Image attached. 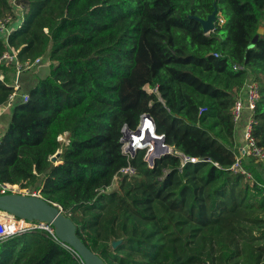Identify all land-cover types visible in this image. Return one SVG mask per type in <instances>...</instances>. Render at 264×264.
Segmentation results:
<instances>
[{
	"label": "trees",
	"instance_id": "16d2710c",
	"mask_svg": "<svg viewBox=\"0 0 264 264\" xmlns=\"http://www.w3.org/2000/svg\"><path fill=\"white\" fill-rule=\"evenodd\" d=\"M19 1L23 22L0 38V56L13 47L21 63L50 65L23 77L29 97L1 133L0 181L56 203L105 264H264V165L241 155L232 117L256 81L252 135L264 147V0ZM214 4L224 23L205 33L194 17ZM11 12L0 0V17ZM142 113L198 161L165 154L149 168L139 150L135 175L109 189L127 164L121 128L136 129ZM236 157L245 173L230 168ZM0 264L83 263L37 229L1 239Z\"/></svg>",
	"mask_w": 264,
	"mask_h": 264
},
{
	"label": "built area",
	"instance_id": "2783aa9c",
	"mask_svg": "<svg viewBox=\"0 0 264 264\" xmlns=\"http://www.w3.org/2000/svg\"><path fill=\"white\" fill-rule=\"evenodd\" d=\"M11 5L12 12L3 17H0V38L7 44L8 36L10 33L18 28L24 19V14L26 8L22 5L19 0H8ZM224 23V17L220 11L217 12L215 25L221 26ZM18 50L13 47H8V50L0 56V65L4 64L9 66L11 63L14 65L13 71H7L4 73L0 69V80L5 79V75H11V81H8V84L12 91L9 93L8 98L5 103L0 105V116L6 109H11L13 104L17 99L22 100L23 102L28 100V93L23 90V85L25 79H23V74L29 70H34V68L41 64L42 59L37 57L32 62L21 63L17 59ZM243 96L238 95L234 101L232 107V117L236 125H238L241 120L245 119L242 126V134L244 139V145L241 147V155H249L255 158L256 161L261 162L264 165V147L257 145L255 138L252 135V128L255 123L253 118V110L255 104L259 98V87L256 81L248 80L242 89ZM248 115L243 118L244 113ZM148 126V127H144ZM139 130V134L135 131ZM134 130L128 129L125 125L121 128V151L127 158V164L120 168L119 173L115 177H131L135 175L136 168L130 162L136 152L139 150L144 151L143 160L145 161L147 167L152 168L156 159L160 158L165 154L175 155L180 158L181 166L187 162H196L198 161L195 157H189L183 152L175 149L174 147L165 143L164 137L162 134H158L155 131V125L151 116L147 113H142L140 115L139 123ZM147 129V131H146ZM66 133L59 135L58 139L62 140L64 143H68V139L63 137ZM240 157H236L235 162L231 165V169L236 172L245 173V171L239 165ZM57 163V162H56ZM247 176L250 175L247 173ZM6 193H25L40 195L39 190L30 191L28 188H21L17 184H12L8 182L0 181V194ZM37 229H43L49 232L55 239L53 227L47 222L33 221V220H24L14 215L1 212L0 211V240L5 239L9 236L20 234L29 231H35ZM67 249H69L75 257H78V254L71 249L69 246L64 244ZM82 261V260H81ZM83 263V262H82ZM84 264V263H83Z\"/></svg>",
	"mask_w": 264,
	"mask_h": 264
},
{
	"label": "water",
	"instance_id": "95a60500",
	"mask_svg": "<svg viewBox=\"0 0 264 264\" xmlns=\"http://www.w3.org/2000/svg\"><path fill=\"white\" fill-rule=\"evenodd\" d=\"M217 12V6L214 4L213 10L206 18L194 17L200 22L205 33H209L214 29ZM263 31V28L260 27L257 33L262 34ZM135 132L139 134L138 129ZM51 160L53 161L54 157ZM0 211L10 213L24 220L49 223L54 229L56 238L73 249L84 264H105L103 259L93 252L76 234V226L71 218L64 215L56 203L46 201L41 195L0 194ZM119 242L113 241L112 246L115 247Z\"/></svg>",
	"mask_w": 264,
	"mask_h": 264
},
{
	"label": "rangeland",
	"instance_id": "374dc122",
	"mask_svg": "<svg viewBox=\"0 0 264 264\" xmlns=\"http://www.w3.org/2000/svg\"><path fill=\"white\" fill-rule=\"evenodd\" d=\"M49 65H50V62L47 61V60H44L41 62L40 65L36 66L34 68V70H29L27 71L26 73L23 74V76L27 77V80H31V79H34L36 75H39V76H44L48 73L49 71ZM11 75L8 76V81H11ZM34 80L31 81V84H34ZM148 91H150V88L148 86L145 87ZM8 113V112H6ZM4 128L0 127V130H3ZM63 137L67 138V135H63ZM239 140H241L243 142V140L239 137ZM62 141V140H61ZM63 142V141H62ZM64 143V142H63ZM56 162H59V161H56ZM120 178L119 177H115L114 180H113V183L112 185L109 187V189H114L118 186V182H119Z\"/></svg>",
	"mask_w": 264,
	"mask_h": 264
},
{
	"label": "crops",
	"instance_id": "0c3cea01",
	"mask_svg": "<svg viewBox=\"0 0 264 264\" xmlns=\"http://www.w3.org/2000/svg\"><path fill=\"white\" fill-rule=\"evenodd\" d=\"M241 96H243V93H241ZM6 112H8V113H6ZM10 117H11V109H6L2 113V115L0 116V127H1V129H2V127L5 129V127L7 126L8 122L10 120ZM244 121H245V119H244ZM244 121L242 119L241 122L239 123L238 140H239V137L243 140V142L241 140H239L240 149L244 145V139H243V134H242V126H243ZM4 129L0 130V136H1V133L4 131Z\"/></svg>",
	"mask_w": 264,
	"mask_h": 264
},
{
	"label": "bare ground",
	"instance_id": "6f19581e",
	"mask_svg": "<svg viewBox=\"0 0 264 264\" xmlns=\"http://www.w3.org/2000/svg\"><path fill=\"white\" fill-rule=\"evenodd\" d=\"M144 127H148V126L146 125V126H144ZM144 127H143V125H142V128H144ZM146 131H147V129H146Z\"/></svg>",
	"mask_w": 264,
	"mask_h": 264
}]
</instances>
